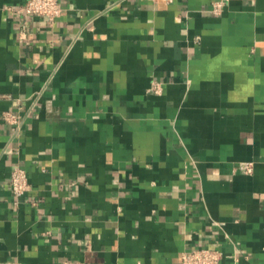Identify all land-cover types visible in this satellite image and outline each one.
<instances>
[{"label": "crops", "instance_id": "crops-1", "mask_svg": "<svg viewBox=\"0 0 264 264\" xmlns=\"http://www.w3.org/2000/svg\"><path fill=\"white\" fill-rule=\"evenodd\" d=\"M26 1L0 0V264H264V0Z\"/></svg>", "mask_w": 264, "mask_h": 264}, {"label": "built area", "instance_id": "built-area-1", "mask_svg": "<svg viewBox=\"0 0 264 264\" xmlns=\"http://www.w3.org/2000/svg\"><path fill=\"white\" fill-rule=\"evenodd\" d=\"M145 1L154 2L157 0ZM227 1H215L208 9V12L213 15H220ZM61 11L59 0H27L16 9L17 13L45 17L51 23L61 14ZM149 92L160 94L162 92V83L156 80L152 81ZM3 119L12 124L15 130H18L21 126L22 121L20 117L13 112L3 113ZM243 169L247 174L253 173L254 162H245ZM9 185L17 204L31 188L27 171L21 166L14 167L10 175ZM221 259L222 253L217 249L211 248L187 250L181 255L182 264H221Z\"/></svg>", "mask_w": 264, "mask_h": 264}]
</instances>
